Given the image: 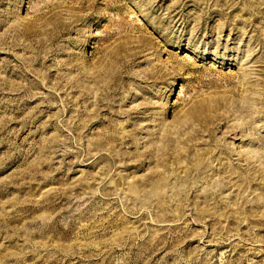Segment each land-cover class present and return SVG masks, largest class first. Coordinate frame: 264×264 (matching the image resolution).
Here are the masks:
<instances>
[{"label":"rangeland","instance_id":"1","mask_svg":"<svg viewBox=\"0 0 264 264\" xmlns=\"http://www.w3.org/2000/svg\"><path fill=\"white\" fill-rule=\"evenodd\" d=\"M0 264H264V0H0Z\"/></svg>","mask_w":264,"mask_h":264}]
</instances>
